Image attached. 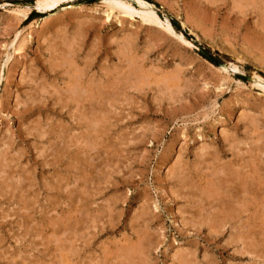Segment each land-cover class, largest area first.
I'll list each match as a JSON object with an SVG mask.
<instances>
[{"label": "rangeland", "instance_id": "obj_1", "mask_svg": "<svg viewBox=\"0 0 264 264\" xmlns=\"http://www.w3.org/2000/svg\"><path fill=\"white\" fill-rule=\"evenodd\" d=\"M104 1L66 0L44 13L38 0H0V264H127L139 242L146 254L140 260L132 251L128 264H264V185L224 188L252 200L227 221L220 197L202 196L218 171L249 177L257 168L264 177V90L254 82L255 74L264 78V17L257 3L152 0L160 17L179 24L189 48L138 14L118 9L110 16ZM25 8L27 18L14 12ZM254 35L261 45L246 43ZM68 42L77 46L71 57L85 80L101 87L107 73L123 77L129 60L141 68L145 80L134 86L143 89L115 96L104 127L92 123L87 103L66 104L69 69L58 62ZM232 64L239 71L219 70ZM19 199L31 200L29 208ZM73 223L85 229L75 237L65 230Z\"/></svg>", "mask_w": 264, "mask_h": 264}, {"label": "bare ground", "instance_id": "obj_2", "mask_svg": "<svg viewBox=\"0 0 264 264\" xmlns=\"http://www.w3.org/2000/svg\"><path fill=\"white\" fill-rule=\"evenodd\" d=\"M66 0H38V9L41 11V12H53L54 10H56L62 3H64ZM133 1V0H132ZM246 1H248L249 3H251V2H253V3H257V5L258 6H256V7H258L259 8V11H260V14L262 15V17H264V0H246ZM104 4H106V6L109 8V10H110V16H111V14L113 15L114 14V12L116 11V10H123V11H125L126 13H130V15H133V14H138V15H140L142 18H143V20L145 21V22H148V23H150V24H153V25H157L159 28H161L162 30H163V33L164 32H166L167 34H168V36L170 35V36H172V37H174L175 39H177L178 41H180L181 43H183L184 45H186V46H188L189 48H194V45L192 44V42H190L186 37H185V35L183 34V33H179V32H177L176 31V29H175V27L172 25V23H171V21L169 20V18H162V17H160L159 16V14L157 13V10H156V7L152 4V3H150V2H148V1H146V0H135L133 3H131V1L129 0H105L104 1ZM134 5L135 6H137V8H139V10H136V8L134 7ZM38 10V11H39ZM122 11V12H123ZM17 15H19L20 17H22V18H27L28 17V15L30 14V12H31V9L30 8H25V9H17V10H15L14 11ZM166 34V35H167ZM78 36V35H77ZM79 38L81 37V36H78ZM77 37V38H78ZM78 38V39H79ZM75 39V38H74ZM128 39V38H127ZM69 40V39H68ZM73 41V40H72ZM64 43V42H63ZM69 43V42H68ZM80 43V42H79ZM78 43V44H79ZM131 43V42H130ZM246 43L247 44H249V45H261L262 44V41H261V39L260 38H258V36H252V37H250L249 39H247L246 40ZM67 44V43H66ZM127 44V43H126ZM64 45H65V43H64ZM80 45V44H79ZM66 46H68V50L67 51H62L61 52V56H62V58H60L61 60L59 61V62H61V63H59L57 60H56V62H55V64H57V62H58V66H59V68L61 67V69L63 70V68L62 67H68V69H69V72H68V74H69V80H68V86H66V87H68L67 88V90L65 91L66 92V96L67 97H65L64 99H67L66 100V104H71V103H74V104H76L77 106H78V108L80 107V108H82V107H85L86 106V103L88 104V105H90V108L92 109V111H91V109H89V112L91 113V120H92V123L93 124H96V125H100V124H102V122L106 119V118H108V114L106 113V115L105 114H103V111L105 110V107L108 105L109 107H110V105H113V103H115V96H117V95H122V93H123V95H124V93H126L127 92V90H130V89H134V90H141V89H143V88H141V85H140V88H138L137 86H134V84L135 85H137V83H140V82H142V81H144L145 80V78H143L144 80H142V77H141V74L139 73V74H137L138 72H139V69H141L140 68V66H136L135 64L136 63H133V61L131 62V60H129L130 61V64L128 63V65H129V68L127 69V71H125V69H124V74L122 75L123 77H121V78H116L113 74H111V73H107L108 75L107 76H109V78H108V80H107V84L106 85H104V87H101L100 85H98V84H95L96 83V81L94 82V81H91V79H89L90 81H86L85 80V78H84V76L85 75H83V70H81L77 65H76V63L78 62H75L74 60L75 59H73V57H71V56H73L74 55V52L76 51V47L77 46H75V44L74 43H72V44H70L69 43V45H66ZM130 46V45H129ZM55 48V47H54ZM60 48H61V46H60ZM125 48V47H124ZM52 49V48H51ZM61 49H63V48H61ZM127 49V48H126ZM129 49V48H128ZM128 49L125 51L126 53H128L131 49H129V51H128ZM63 50H65V49H63ZM81 50V49H80ZM123 51V50H122ZM53 52V51H52ZM124 52V53H125ZM80 53V52H79ZM82 53V52H81ZM59 54V53H58ZM78 54V53H77ZM77 54H75V55H77ZM129 54V53H128ZM90 55V54H89ZM88 55V56H89ZM58 56H60V55H58ZM60 56V57H61ZM78 56V55H77ZM127 56H129V55H127ZM75 57V56H74ZM90 57V56H89ZM121 57V56H120ZM123 57V56H122ZM132 57V56H131ZM261 57V56H260ZM88 58V57H87ZM91 58V57H90ZM90 58H88V59H90ZM125 58V57H124ZM55 59V58H54ZM59 59V58H58ZM77 59V58H76ZM93 59V56H92V58H91V60ZM51 60V59H50ZM93 60H95V59H93ZM120 60H122V59H120ZM127 60V59H126ZM133 60V59H132ZM53 62H54V60H53ZM86 62H87V60H86ZM86 62H84V63H86ZM127 62V61H126ZM86 64H92L91 63V61H89L88 60V62L86 63ZM94 64V63H93ZM85 65V64H84ZM86 66V65H85ZM95 66V65H94ZM54 67H56V66H54ZM53 67V68H54ZM84 67V66H83ZM58 68V69H59ZM90 68V67H89ZM88 68V69H89ZM84 69V68H83ZM86 69V68H85ZM92 69V68H91ZM55 70V69H54ZM219 70L220 71H222V72H225V73H230V71H234V72H236V71H239V68L236 66V65H234V64H232L231 66H224V67H221V68H219ZM88 71V70H87ZM89 71H91L90 69H89ZM122 71V70H121ZM66 73V72H65ZM51 74V73H50ZM67 74V73H66ZM89 74V73H88ZM117 74V73H116ZM177 79V78H176ZM58 80V79H57ZM102 80V79H101ZM172 80V79H171ZM171 80H170V82H171ZM174 80V79H173ZM180 80V79H179ZM138 81V82H137ZM146 81H147V79H146ZM164 81V80H163ZM165 82V81H164ZM254 82H255V84L257 85V86H259V87H261L263 90H264V78L263 77H261L260 75H258V74H255V77H254ZM143 83V82H142ZM166 83V82H165ZM180 83V82H179ZM100 84V83H99ZM144 84H147V83H144ZM169 84H171L170 86L171 87H174V82H173V84L172 83H169ZM186 84V83H185ZM35 85H36V83H35ZM177 85V84H176ZM52 86V85H51ZM162 86V85H161ZM169 86V85H168ZM177 86H179V85H177ZM56 87V86H55ZM171 87H169V88H171ZM40 88V87H39ZM60 88V87H59ZM58 89V88H57ZM63 89V88H62ZM104 89V90H103ZM166 89V88H165ZM178 89V88H177ZM190 89V88H189ZM45 90V89H44ZM176 90V89H175ZM174 90V91H175ZM186 90V89H185ZM64 90H62L61 92H63ZM56 93L55 94H58V90L57 91H55ZM60 92V91H59ZM61 92H60V94H61ZM139 92V91H138ZM140 92H142V91H140ZM54 93V92H53ZM112 93H114V95L112 94ZM64 93H62V96H64L63 95ZM105 94H109L110 95V97H107L106 98V95ZM126 95V94H125ZM41 97V96H40ZM54 97V96H53ZM58 97H61V95H59ZM35 99V98H34ZM59 99V98H58ZM61 99V98H60ZM63 99V98H62ZM61 99V100H62ZM64 101V100H63ZM56 103H58V102H56ZM62 103V102H61ZM171 103V102H170ZM54 104H55V102H54ZM65 104V105H66ZM110 104V105H109ZM116 106V105H115ZM114 106V107H115ZM72 107V106H71ZM73 107H74V105H73ZM88 108V107H87ZM86 108V109H87ZM108 108V107H107ZM112 108V107H111ZM82 111H83V109H82ZM30 112V111H29ZM76 112H77V109H76ZM84 112V111H83ZM82 112V113H83ZM85 112L86 113H88V111L87 110H85ZM111 113V112H110ZM246 114V113H245ZM78 115H80V114H78ZM77 115V116H78ZM85 115V114H84ZM103 117H102V116ZM86 116H87V114H86ZM90 116V115H89ZM80 117H82V116H80ZM79 117V118H80ZM121 117V116H120ZM83 120L84 119H87V118H85V116H84V118H82ZM82 119H81V121H82ZM80 121V120H79ZM83 122H85V121H83ZM87 122L88 121H86V124H87ZM91 122H89V124H90ZM78 124V123H77ZM85 124V125H86ZM80 125V124H79ZM81 126V125H80ZM90 126H92L91 124H90ZM93 126H95V125H93ZM92 126V127H93ZM100 126H103V125H100ZM258 126V125H257ZM88 127V126H87ZM95 127H97V126H95ZM104 127V126H103ZM97 128H101V127H97ZM96 128V129H97ZM89 129H91V128H89ZM93 129H94V127H93ZM65 130V129H64ZM94 131V130H93ZM95 132V131H94ZM51 133V132H50ZM56 133V132H55ZM74 133V132H73ZM89 133V132H88ZM99 133V132H98ZM98 133H96V135L98 134ZM41 134V133H40ZM61 134H62V132H61ZM90 134V133H89ZM102 134V133H101ZM42 135V134H41ZM57 135V134H56ZM89 136H91V134L89 135ZM52 137V136H51ZM65 137V138H64ZM64 137H61V138H63L64 140L66 139V135H64ZM92 137V136H91ZM58 138H59V136H58ZM89 138V137H88ZM69 139H70V137H69ZM98 139V138H97ZM100 139V138H99ZM88 139H86L85 141H87ZM92 140V139H91ZM103 140V139H102ZM101 140V141H102ZM95 141V140H94ZM100 141V142H101ZM122 141V140H121ZM257 141V140H256ZM76 142V141H75ZM90 142V141H89ZM96 142V141H95ZM77 143H79V141L78 142H76L75 144H77ZM91 143V142H90ZM89 143V145H91ZM236 143V142H235ZM63 144V143H62ZM237 144V143H236ZM82 145V144H81ZM89 145H87L86 144V148H89L90 146ZM93 145V144H92ZM64 146V148L66 149V147L68 148V146H66L65 147V145H63ZM76 146V145H75ZM79 144H78V148H79ZM97 146V145H96ZM62 147V146H61ZM69 147H71V146H69ZM72 147H73V144H72ZM93 147V146H92ZM63 148V147H62ZM81 148V147H80ZM232 148V147H231ZM71 149V148H70ZM77 149V148H76ZM84 149V148H83ZM206 149V148H205ZM62 150V149H61ZM73 150V149H72ZM86 150V149H85ZM91 150H93V149H91ZM90 150V151H91ZM248 150V149H247ZM252 150V149H251ZM58 151H60V150H58ZM57 151V152H58ZM84 151V150H83ZM86 151H88V150H86ZM67 152V151H66ZM237 152V151H236ZM244 152V151H243ZM246 152V151H245ZM58 153H60V152H58ZM74 153V152H73ZM88 153V152H87ZM92 153V152H91ZM90 153V154H91ZM253 153H254V151H253ZM47 154V153H46ZM61 154V153H60ZM64 154H65V152H64ZM81 154V153H80ZM90 154H88V155H90ZM107 154H108V152H107ZM2 155V154H1ZM1 155H0V169H1V167H3L4 166V162L2 163V160H3V158H4V156H2L1 157ZM6 155V154H5ZM92 155V154H91ZM86 156V155H85ZM102 156V155H101ZM203 157V156H202ZM257 157V156H256ZM59 158V157H58ZM90 158H91V156H90ZM90 158H88V159H90ZM74 159V158H73ZM212 159V158H211ZM14 160V159H13ZM82 160V159H81ZM181 160V159H180ZM205 160V159H204ZM253 160H255V158L253 159ZM93 161V160H92ZM243 161V160H242ZM239 162V161H238ZM251 162H253V161H251ZM259 162V161H258ZM57 163H58V161H57ZM77 163H78V161H77ZM242 163H244V162H242ZM249 164V163H248ZM46 165V164H45ZM71 165H73V164H71ZM77 165H79V163L77 164ZM237 165H238V163H237ZM84 166V165H83ZM231 166V165H230ZM234 166V165H233ZM244 166H246V165H244ZM248 166V165H247ZM246 166V167H247ZM250 166V165H249ZM73 167V166H72ZM82 167V166H81ZM235 167V166H234ZM253 167V166H252ZM6 168V167H5ZM98 168V167H97ZM177 168H179V167H177ZM182 168V167H181ZM224 168V167H223ZM231 168V167H230ZM242 168V167H241ZM245 168V167H244ZM226 169H228V167H226ZM243 169V168H242ZM32 170V169H31ZM67 170V169H66ZM82 170V169H81ZM220 170V169H219ZM245 170H246V168H245ZM248 170H249V172H251L250 171V169L248 168ZM252 170V176H249V177H244L245 175H243L241 172H237V173H234V172H229L228 170H223V171H218L217 173H215L214 175H215V177H214V179L211 181V183H209V185H208V188H207V192H206V194L205 193H202V196H203V194L204 195H207V197L208 198H211V196L214 198V199H216V197H220L219 198V200L223 203L222 204V211L220 212L221 214H222V216L221 217H223L221 220H223L224 219V221L226 220H229V219H233L234 218V215H232V216H230L231 214H234L235 212H237V211H234L233 209H240V210H242V208H246V209H248L249 207L247 206L248 205V203L250 202V201H252V200H249L248 201V199H249V197H246L245 195H244V197H246L247 199H243L241 202L239 201V198H238V196L237 197H233L232 195H229L228 194V192L226 193V190L225 189H229V185L232 183V184H236V183H238L239 185H241L244 189L246 188L247 189V185H250L249 187H251V188H253V187H260V186H262V185H264V177H262L261 176V174H259V172L260 171H258V169L257 168H252L251 169ZM0 171H2V169L0 170ZM177 171V170H176ZM178 171H179V169H178ZM243 171H244V169H243ZM81 172V171H80ZM184 172V171H183ZM246 172V171H245ZM174 173V172H173ZM210 173V172H209ZM220 173H222V175L223 176H218V175H221ZM8 174V173H7ZM18 174V173H17ZM90 174V173H89ZM180 174V173H179ZM248 173H246V175H247ZM59 175V174H58ZM174 175H177V174H175L174 173ZM211 175V174H210ZM213 175V174H212ZM248 176V175H247ZM185 177H186V175H185ZM10 178V177H9ZM12 178V177H11ZM62 178V177H61ZM64 178V177H63ZM84 179H87V178H84ZM4 181H5V179H3ZM11 180V179H10ZM65 180V179H64ZM16 182V181H15ZM59 184L62 182V179H60L59 181ZM67 182H69V180H67ZM88 182V181H87ZM86 182V183H87ZM250 182V183H249ZM56 183V182H55ZM89 183V182H88ZM87 183V184H88ZM108 183V182H107ZM180 183V182H179ZM7 184H8V182H7ZM13 184H15V183H13ZM26 184V183H25ZM63 185H65V184H63ZM86 185V184H85ZM89 185V184H88ZM6 186V185H5ZM4 186V187H5ZM12 186V185H11ZM58 186V185H57ZM56 186V187H57ZM87 186V185H86ZM197 186H198V184H197ZM238 186V185H237ZM2 187V186H1ZM8 187V186H7ZM18 187V186H17ZM62 188V187H61ZM61 188H58V190L60 189L61 190ZM77 188V187H76ZM87 188H88V186H87ZM225 188V189H224ZM263 188H264V186H263ZM1 189V188H0ZM3 189V188H2ZM0 190V191H3V190ZM6 189V188H5ZM12 188H10V190H11ZM16 188H13L12 190H11V193H13L14 191H16L15 190ZM18 189V188H17ZM206 189V188H205ZM227 189V190H228ZM231 189L233 190V189H235V187L234 188H232L231 187ZM239 189H240V187H239ZM20 190V189H19ZM25 190V189H24ZM54 190V189H53ZM55 190H57V189H55ZM87 190V189H86ZM201 190V189H200ZM252 190V189H251ZM240 191H241V189H240ZM64 192V191H63ZM77 192V191H76ZM88 192V191H87ZM230 192V191H229ZM232 192V191H231ZM243 192V191H242ZM258 192V191H257ZM8 193H9V191H8ZM20 193V192H19ZM71 193H74V194H76L75 192H70V194L69 195H71ZM174 193V192H173ZM233 193V192H232ZM241 193V192H240ZM244 193H246V192H244ZM251 193V192H250ZM6 194V193H5ZM236 193H234V195H235ZM4 195V194H3ZM180 195V194H179ZM251 195V194H250ZM29 196V195H28ZM68 196V195H67ZM4 197V196H3ZM15 197V196H14ZM74 197H75V195H74ZM204 197V196H203ZM36 198V197H35ZM68 198V197H67ZM69 198H73V195H72V197L70 196ZM59 199V198H58ZM241 199V198H240ZM252 199V198H251ZM19 200H21L19 203H20V205H21V208H22V210H26V209H28L29 208V206H30V201L28 202V201H26L25 199L24 200H22V199H19ZM82 200V199H81ZM87 200V199H86ZM205 201L206 200H208V199H206V196H205V199H204ZM212 200V199H211ZM200 201H201V199H200ZM79 202V201H78ZM78 202H77V206H78ZM86 202V201H85ZM239 202V203H238ZM51 203V202H50ZM69 203V202H68ZM79 203H81V202H79ZM86 204V203H85ZM210 204V203H209ZM236 204V205H235ZM251 204V203H250ZM55 206V205H54ZM58 206V205H57ZM210 206V205H209ZM249 206H251V205H249ZM19 207V206H18ZM248 207V208H247ZM67 208V207H66ZM82 208V207H81ZM85 208H86V205H85ZM219 208V207H218ZM260 208V207H259ZM261 208H263V207H261ZM78 209H76L75 211H77ZM82 210H83V208H82ZM84 210H86V209H84ZM256 210V209H255ZM75 211H74V213H75ZM79 211V210H78ZM81 211V210H80ZM202 211V210H201ZM247 211V210H246ZM72 212V211H71ZM71 212H69V213H71ZM90 212V211H89ZM88 212V213H89ZM215 212V211H214ZM239 212V211H238ZM77 213V212H76ZM87 213V212H86ZM220 213H218V214H220ZM246 213V212H245ZM248 213V212H247ZM20 214V213H19ZM83 214V213H82ZM220 214V215H221ZM242 214V213H241ZM66 215V214H65ZM22 216H23V214H22ZM82 216V215H81ZM92 215L90 214V216L89 217H91ZM216 216V215H215ZM238 215L235 213V217H237ZM264 216V215H263ZM262 216V217H263ZM28 217V216H27ZM63 217V216H62ZM66 217V216H65ZM220 217V218H221ZM4 218V217H3ZM12 218V217H11ZM24 218V217H23ZM18 219H19V217H18ZM21 219V218H20ZM30 219V218H29ZM62 219V218H61ZM61 219H59V220H61ZM65 219V218H64ZM67 219V218H66ZM76 219V218H75ZM97 219V218H96ZM100 219V218H99ZM217 219V218H216ZM215 219V220H216ZM252 219V218H251ZM254 219V218H253ZM26 220V219H25ZM68 220V219H67ZM77 220V219H76ZM90 220V219H89ZM92 220V219H91ZM98 220V219H97ZM140 220V219H139ZM218 220H219V218H218ZM62 221V220H61ZM69 221V220H68ZM67 221V223H69ZM75 221V220H74ZM82 221H84V220H82ZM94 221H95V219H94ZM224 221L223 222H221V225H222V223L224 224ZM250 221V220H249ZM75 222H79V219L77 220V221H75ZM86 223H85V229L87 228V227H90V226H86V224H87V221H85ZM90 222H92V221H90ZM61 223V222H60ZM66 223V224H67ZM76 223V224H77ZM95 223H96V221H95ZM70 224V223H69ZM79 224H83L82 222H81V219H80V223ZM61 225H62V223H61ZM72 225V224H71ZM78 225V224H77ZM74 226V223H73V225H72V227ZM81 226V227H80ZM222 226H224V225H222ZM63 227H65V226H63ZM75 228H70V226L68 225V226H66L65 227V230H70L71 231V229H72V231H74V233H73V236L75 237V236H77V234H76V232H78V230L80 229V228H82L83 226L82 225H79L78 227H79V229L78 228H76V226H74ZM57 228V227H56ZM82 229H84V228H82ZM82 229H80V230H82ZM84 229V230H85ZM223 229V228H222ZM213 232V231H212ZM216 232V231H215ZM249 232V231H248ZM63 233H66V232H63ZM254 233V232H253ZM54 234H56V233H54ZM67 234H69V233H67ZM248 235V234H247ZM54 237H56L55 235H53ZM52 236V237H53ZM145 237V236H144ZM58 238H60V237H58ZM69 238H70V236H69ZM84 238V237H83ZM140 238V237H139ZM138 238V239H139ZM237 238V237H236ZM235 238V239H236ZM56 239V238H55ZM71 239V238H70ZM73 239V238H72ZM59 240V239H58ZM61 240V239H60ZM75 241H76V239H74ZM144 240V239H143ZM66 241V240H65ZM147 241H148V238H147ZM59 242V241H58ZM76 242H78V241H76ZM89 242V241H88ZM150 242V241H149ZM72 243H73V245L75 246V242L74 241H72ZM71 243V244H72ZM140 243H142V242H139L138 244H139V246L141 245ZM63 244V243H62ZM143 244V243H142ZM253 244H255V243H253ZM253 244H252V247H254L253 246ZM256 245V244H255ZM258 245V244H257ZM72 246V245H71ZM129 246V245H128ZM130 246H133V245H130ZM138 246V250L136 251V246H134L133 248H131V249H133V250H131V253H132V251H133V253L134 254H136L137 253V256H140V260L143 258L142 256L144 255V254H146L145 253V251H143V250H145V249H143L142 248V245L139 247ZM259 246V245H258ZM147 247V246H146ZM150 247V246H149ZM148 247V248H149ZM46 248H47V246H46ZM75 248V247H74ZM128 249H129V247H127ZM256 248H257V246H256ZM63 249H65V248H63ZM124 249V248H123ZM148 250V249H147ZM243 250V249H242ZM59 251V250H58ZM61 251V250H60ZM64 251V250H63ZM75 252H76V250H74ZM124 251H127V249L125 248L124 249ZM129 251L130 250H128V255H130V257H129V259L132 257V254L131 253H129ZM62 252V251H61ZM255 252V251H254ZM119 253H121V250H120V252ZM124 253V252H123ZM126 253V252H125ZM134 254H133V257H134ZM62 255H63V253H62ZM125 255V256H126ZM185 255V254H184ZM54 256V255H53ZM122 256L123 257H125L123 254H121V258H122ZM126 256V257H127ZM56 257V256H55ZM60 257V256H59ZM63 257V256H62ZM125 257V258H126ZM183 257V256H182ZM181 257V258H182ZM146 258V257H145ZM129 259H127V261L128 262H131ZM133 259H135L136 260V258H133ZM133 259H131V260H133ZM186 260H188L187 259V257H186ZM70 261H71V259H70ZM120 261V260H119ZM121 261H123V260H121ZM126 261V260H125ZM181 261V260H180ZM179 261V262H180ZM72 262V261H71ZM114 262V261H113ZM128 262H127V264H128ZM138 262H139V260H138ZM185 262H188V261H185ZM131 263H133V262H131ZM125 264H126V262H125ZM135 264V263H134Z\"/></svg>", "mask_w": 264, "mask_h": 264}, {"label": "water", "instance_id": "obj_3", "mask_svg": "<svg viewBox=\"0 0 264 264\" xmlns=\"http://www.w3.org/2000/svg\"><path fill=\"white\" fill-rule=\"evenodd\" d=\"M203 56H205L207 59H209L210 61L216 63V64H220L218 63L209 53L206 52H202Z\"/></svg>", "mask_w": 264, "mask_h": 264}, {"label": "trees", "instance_id": "obj_4", "mask_svg": "<svg viewBox=\"0 0 264 264\" xmlns=\"http://www.w3.org/2000/svg\"><path fill=\"white\" fill-rule=\"evenodd\" d=\"M146 1L152 3V0H146ZM171 23H172V25L175 27V29H176L177 31L182 32V31H181V28H180V26H179V24H178L176 21L173 20Z\"/></svg>", "mask_w": 264, "mask_h": 264}]
</instances>
